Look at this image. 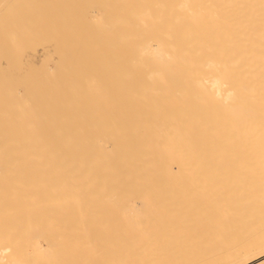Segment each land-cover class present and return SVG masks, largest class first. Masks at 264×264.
Masks as SVG:
<instances>
[{"label": "bare ground", "instance_id": "bare-ground-1", "mask_svg": "<svg viewBox=\"0 0 264 264\" xmlns=\"http://www.w3.org/2000/svg\"><path fill=\"white\" fill-rule=\"evenodd\" d=\"M263 257L264 0H0V264Z\"/></svg>", "mask_w": 264, "mask_h": 264}, {"label": "rangeland", "instance_id": "rangeland-1", "mask_svg": "<svg viewBox=\"0 0 264 264\" xmlns=\"http://www.w3.org/2000/svg\"><path fill=\"white\" fill-rule=\"evenodd\" d=\"M257 263H258V264H262V263L264 264V257H263L262 259H261V258L258 259V261L255 260V261H253V262H251V263H249V264H257Z\"/></svg>", "mask_w": 264, "mask_h": 264}]
</instances>
